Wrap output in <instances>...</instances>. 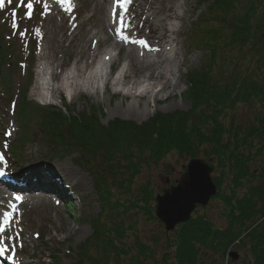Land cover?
<instances>
[{
    "label": "rangeland",
    "instance_id": "374dc122",
    "mask_svg": "<svg viewBox=\"0 0 264 264\" xmlns=\"http://www.w3.org/2000/svg\"><path fill=\"white\" fill-rule=\"evenodd\" d=\"M31 1L34 2V0H25V3ZM151 2L155 8H166L168 6L161 3L160 0H151ZM186 2H188L187 5L183 4V0H177L176 3L175 14L181 16L184 10L187 12L183 16V20L181 22L176 20L169 22L171 26L179 30V35L176 37L178 53L182 54V56H177L179 73L176 77L179 81V89L168 100L157 104L150 103L148 107L149 116L139 118L112 115V109L120 103L122 104V102L123 105H126V99H122L120 95L112 94L108 87H105L107 89L102 93L100 102L95 101L94 98L86 94L79 96L70 104L66 102L65 93L60 94L59 100L51 104H48L49 100H45L41 95L32 96L31 90L37 78L36 72L42 63L39 59L42 44L51 37L50 33L47 32L50 31L52 25H54L55 39L59 42L62 36L61 25L57 23L56 19L51 22L49 14H43L41 4L34 3L35 9L32 17L29 18L26 16V8L15 7L19 0H11V2L4 0L3 7L0 8V52L3 54L0 55V153L6 159L3 166L9 176L19 179L18 184L14 186L17 191L35 192L42 190L55 192L63 198L60 203L48 197L37 198L27 195L28 199L42 200V205L28 207L25 204V208L22 207L21 211L18 209L14 222L16 228L8 229L5 232L6 239L0 240V245L5 244L4 247L9 252L13 249L17 251V261L20 259L24 262H31V264H73L75 254L80 256L79 251L84 244L93 240L94 226L99 223V228L104 225L110 229H117L118 232L109 238V243H112L118 251H126L127 253L126 257L122 256L123 259L115 257L112 264H133L132 257L138 253L137 243L152 251L145 258L139 257L140 263L174 264V254L167 247V242L172 245L176 242L177 235L175 233L166 235L163 225L155 219L153 213L154 196L174 185V182L181 177L185 171V166L191 159H199L209 163L213 169L212 177L219 183L220 168L218 162L214 159L215 157L211 156L208 146L196 144L198 142L196 140L193 146L195 149L189 154L186 153L185 149H182L169 154L167 157L160 158V156L159 160L152 161L146 157L151 159L150 156L154 153L150 154V150L145 148V143L141 140L140 143L143 144L141 150L137 149L136 146H133L134 151L131 150L136 154L134 160H132L133 166L130 168L136 174L133 179H128L127 176L121 179L120 174H110L106 170L117 163L118 167L116 165L113 170L121 173L123 165L127 163L130 156L129 147L132 139L120 138L117 140V146H126L129 151L128 155H125L119 148L112 146L111 150L103 156L104 159H107L103 166L99 157L92 160L93 157H88L75 140H70L73 147L69 152L61 149L58 144L54 146L53 141L46 140L45 131L36 123L29 125L31 141L23 144L22 139L25 133L18 125L19 121L16 115L18 107L25 96L28 103L42 105L46 107L44 108L45 111L53 112L55 111L54 108L59 107V111L66 119L76 117L73 122L69 120V126L77 129L85 125L83 118L97 122L98 125L96 124V126L104 128L114 122L127 123L135 127L147 123L151 125L154 120L162 124L164 120L160 121L159 118L184 116L183 121L191 118L187 123V127H192V131L197 132L196 135L200 138L203 134L202 127L206 122L205 118L209 115V109H203V112H200L201 109L195 110L194 103L196 100L194 102L190 94L192 90H189V92L187 89V76L205 65L207 51L204 48L199 50V48L192 45L191 39L194 38V32L198 26H202L201 28L204 29H211L215 26L214 19L220 17V13H216V8L213 9L214 6H212L216 0L212 2L210 0H187ZM247 2L250 1L231 0V7L238 10ZM234 3H236V6H232ZM74 4L77 8V18L72 21V17H69L68 27L71 29L78 25L75 34L78 37H84L86 32L91 29L90 22L87 19L92 15L96 17V14H93L89 9V5L85 0L74 1ZM181 10L182 14H180ZM41 28L44 37L38 34ZM71 39L72 35L68 31L63 37L62 48L55 46L54 57L57 63L61 65L58 79L62 78V75L75 60V52L70 44ZM103 50L102 47L99 49L100 55L98 58L104 53ZM123 64L124 61L120 58L113 66L110 74L112 75L114 70ZM140 106H143V101L140 102ZM222 112L220 116L221 125L226 129L229 124L228 114L225 113V110ZM231 115H234V121L238 120L237 125L239 126L241 123L250 122L253 111L248 106L242 105V107L236 108ZM65 132H67V129ZM95 139L99 140V137L95 136ZM12 147L21 151L20 156H14L13 160L8 158L9 153L11 155L10 149ZM89 162H91L94 169L96 168L97 172L99 171L100 176L97 174L92 175L93 172H97L92 167L89 168L91 166L90 164L87 165ZM61 166H66L70 172H64L65 175L62 174L63 172L60 173ZM250 167L251 170L264 168V154L262 157L254 158ZM78 178L81 179L82 183H80V180L77 183ZM96 178H99L100 181H97ZM25 179L34 180L33 185L35 187L21 186L20 181H25ZM263 179L264 177L258 175L254 179L246 181L245 187L248 192L251 191L249 189L255 191L264 183ZM97 182L102 186L100 195L104 197H106L104 192L108 191L112 198H115V202L130 197L134 199V203L131 207L129 206L130 208L126 214L119 213L122 211L119 204L113 207V212L108 211L107 200L105 199L104 202V198L97 194L95 186ZM227 184V179L221 183L220 198L213 199L206 208H198L193 213L194 220L203 218L205 222L211 224L214 230L227 227V220L224 217L226 210L221 200L224 194H229L232 191L226 188ZM127 185L129 186L127 187ZM103 188L106 190H103ZM237 191H239L238 194L233 193L237 194L239 198L244 196V188ZM148 198H151V201H147L150 207L145 204ZM117 209L118 211H115ZM4 211L5 209L0 208V220ZM20 230L25 231V233L20 234ZM242 243L243 246H231L226 253H213L206 248H201L199 258L205 261L206 264H246L251 259L248 250L250 246H248L246 240H243ZM54 253H57L56 259L53 257ZM231 253L236 256L233 260L229 255ZM75 264H89V262L83 260L81 263L75 262Z\"/></svg>",
    "mask_w": 264,
    "mask_h": 264
},
{
    "label": "trees",
    "instance_id": "16d2710c",
    "mask_svg": "<svg viewBox=\"0 0 264 264\" xmlns=\"http://www.w3.org/2000/svg\"><path fill=\"white\" fill-rule=\"evenodd\" d=\"M249 1L236 10L231 7V0H216L217 4L212 6L216 8V13H220V17L214 19L217 24L206 29L199 40L207 48L208 55L204 66L189 73L187 89L192 90L189 92L194 102L196 100L195 110L201 109L200 112H203V109H209L200 138L197 132L192 131V127H187L191 118L183 121L184 116L159 118L160 121L164 120L162 124L154 120L151 125L147 123L135 127L114 122L104 128L96 126L97 122L83 118L85 125L77 129L69 126L70 121L73 122L76 117L66 119L59 110L48 112L38 106L34 109L33 117L37 120L39 118V126L45 129L53 145L58 144L68 151L73 147L70 140H75L88 157H100L103 163L107 161L103 156L112 146L122 150L125 155L129 152L126 146H117V140L132 139L129 161L122 168L128 174V179H133L136 174L130 168L136 154L132 151L135 150L133 146L141 150V140L145 148L150 150L149 153H154L151 159L146 157L152 161L182 149L189 154L195 149L193 146L196 140V144L209 147L211 156L215 157L220 168V181L217 184L227 179L226 188L232 190L221 198L226 210L224 217L227 228L214 231L200 220L181 225L176 231V242L172 245L167 242V247L174 254V264H206L199 258L201 248L213 253H226L235 243L243 246V240L248 241L250 246L248 250L251 259L246 264H264V183L255 191L249 189L251 191L248 192L245 187V182L255 176L264 177V168L251 170L250 167L254 158L264 154V0ZM232 6H236V3ZM242 105L253 111V117L250 122L238 126V120L234 121V115L231 114ZM223 110L229 120L226 129L221 125ZM243 188L244 196L239 198L237 190ZM104 194L105 198L111 196L108 191ZM147 201H151V198L145 202L150 207ZM132 202L128 201L130 207ZM117 232V229H102L95 225L93 240L84 244L75 262L87 260L89 264H112L115 257H126V251L120 252L109 243L111 235ZM136 247L138 253L132 257L133 264H143L138 260L139 257L145 258L152 251L139 243Z\"/></svg>",
    "mask_w": 264,
    "mask_h": 264
},
{
    "label": "bare ground",
    "instance_id": "6f19581e",
    "mask_svg": "<svg viewBox=\"0 0 264 264\" xmlns=\"http://www.w3.org/2000/svg\"><path fill=\"white\" fill-rule=\"evenodd\" d=\"M85 1L93 14H96V17L92 15L87 19L91 29L86 32L84 37H78L75 34L78 25L71 29L68 27L69 17H72V21L77 18L76 7L71 13H68L63 11L55 3V0L47 1L50 8L49 19L51 22L56 19L57 23L61 25L62 36L57 42L54 25L47 32L50 33L51 37L42 44V52L39 55L42 63L36 72L37 78L32 87L31 95L43 96L45 100H49L48 104L57 102L62 93H65L66 102L69 104L83 94L100 102L102 93H104L101 87L104 89L108 87L112 94L120 95L122 99H126V105H123L122 102V104L114 107L111 111L112 115L139 118L149 116L148 107L150 103L157 104L168 100L179 89V81L176 77L179 73L177 56H182L178 53V43L176 44L179 30L171 26L169 22L172 20L181 22L187 12L184 10L181 16L175 14L177 0H160L161 3L168 5L166 8L153 7L151 0H134V5L129 6L130 10L134 11V16L130 19L126 15L125 26H120L118 21L112 17L115 10L113 0ZM186 1L183 0V4L187 5L188 2ZM68 31L72 35L70 44L75 52V60L67 69L68 71L62 75V78L58 79L61 65L55 60L54 50L56 45L58 48H62L63 37ZM130 31L132 35L129 34ZM38 33L44 37L42 28ZM141 39L148 42L147 48L140 46L139 41ZM101 47L104 49L102 60L96 61L100 55L99 49ZM115 51L117 53L114 54ZM120 58L124 64L116 69L115 74L111 75L109 72H105L107 67L111 71ZM141 101H143L142 107L140 106ZM60 168L61 172H59H63V175L66 171L67 173L70 172L66 166ZM5 178L10 179L6 180L10 182H6ZM4 179V183L9 185H16L19 182L6 173ZM79 180L82 183L79 178L77 183ZM20 182L21 186L35 187L32 179H25V181ZM17 193L18 196L13 197H23L22 191ZM33 195L40 196V194ZM5 201L6 199L0 196L1 208H6ZM42 203V200L26 199L19 205V210L21 211L22 207L25 208V206H41ZM15 213L16 211L12 220L16 219ZM9 228H16L14 221ZM23 232L25 233L21 230V234ZM17 262L13 264H31V262H24L20 259Z\"/></svg>",
    "mask_w": 264,
    "mask_h": 264
},
{
    "label": "water",
    "instance_id": "95a60500",
    "mask_svg": "<svg viewBox=\"0 0 264 264\" xmlns=\"http://www.w3.org/2000/svg\"><path fill=\"white\" fill-rule=\"evenodd\" d=\"M211 172L204 161L193 159L177 185L155 197V216L164 225L166 233L173 231L178 224L186 223L196 205L206 206L216 194ZM232 258L236 256L232 254Z\"/></svg>",
    "mask_w": 264,
    "mask_h": 264
},
{
    "label": "snow or ice",
    "instance_id": "6c2138e0",
    "mask_svg": "<svg viewBox=\"0 0 264 264\" xmlns=\"http://www.w3.org/2000/svg\"><path fill=\"white\" fill-rule=\"evenodd\" d=\"M9 2H11V0H9ZM34 3L42 5L44 15H47L49 13L50 8H49V3L47 2V0H34V2H27V3H25V0H19V3L16 4L15 7L26 8L28 10L27 14L29 18H31ZM55 3L59 5L63 11L68 12V13H71L75 8L74 0H55ZM113 3H114L115 10L112 13V17L118 21V24L120 26H125L124 25L125 16L127 15L130 19L134 16V11L130 10V7H129L131 5H134V0H113ZM2 7H3V4L0 3V8ZM13 15H15V13H13ZM129 34L132 35V32L130 31ZM139 44L141 47H144V48H147L149 46L148 42L143 39L139 41ZM0 175H3V173H0ZM19 199H20L19 197H16V200H19ZM12 208H13V211L16 210L15 205H12ZM10 216L11 214L8 212L4 213L3 225L9 224ZM3 231H4V227L0 226V232H3ZM6 251H8V249L0 248V255H3L4 252ZM12 251L14 253L15 250L13 249ZM13 259H14V256L9 257V260H13Z\"/></svg>",
    "mask_w": 264,
    "mask_h": 264
},
{
    "label": "clouds",
    "instance_id": "9594fccd",
    "mask_svg": "<svg viewBox=\"0 0 264 264\" xmlns=\"http://www.w3.org/2000/svg\"><path fill=\"white\" fill-rule=\"evenodd\" d=\"M180 14H182V10H181Z\"/></svg>",
    "mask_w": 264,
    "mask_h": 264
},
{
    "label": "flooded vegetation",
    "instance_id": "af4514ba",
    "mask_svg": "<svg viewBox=\"0 0 264 264\" xmlns=\"http://www.w3.org/2000/svg\"><path fill=\"white\" fill-rule=\"evenodd\" d=\"M168 181V180H167Z\"/></svg>",
    "mask_w": 264,
    "mask_h": 264
}]
</instances>
